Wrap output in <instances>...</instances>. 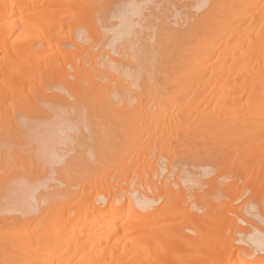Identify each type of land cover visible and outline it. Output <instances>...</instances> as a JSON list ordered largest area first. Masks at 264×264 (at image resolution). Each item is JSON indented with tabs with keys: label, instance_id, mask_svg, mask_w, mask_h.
<instances>
[{
	"label": "bare ground",
	"instance_id": "obj_1",
	"mask_svg": "<svg viewBox=\"0 0 264 264\" xmlns=\"http://www.w3.org/2000/svg\"><path fill=\"white\" fill-rule=\"evenodd\" d=\"M0 264H264V0H0Z\"/></svg>",
	"mask_w": 264,
	"mask_h": 264
},
{
	"label": "rangeland",
	"instance_id": "obj_2",
	"mask_svg": "<svg viewBox=\"0 0 264 264\" xmlns=\"http://www.w3.org/2000/svg\"><path fill=\"white\" fill-rule=\"evenodd\" d=\"M87 110L89 111V109H87ZM87 110H86V112H87ZM89 112H90V111H89ZM89 112H88V113H89ZM88 113H87V115H88ZM95 113H97V114L99 115L98 112H95ZM95 113H94V114H95ZM76 115H77V114H76ZM76 115H74V116L76 117ZM89 115H90V113H89ZM77 119H79V118H77ZM166 142H168V141H166ZM86 143H87V141H86ZM89 144H90V143H89ZM85 148H86V147H85ZM213 167H214V166H213ZM213 167H212V168H213ZM215 167H217V166H215ZM224 167H226V166H224ZM178 168H179V167H178ZM217 168H219V169H217ZM217 168H216V171H215V169H213L214 172L211 171V175H209V176H205L207 180H209V179H210V180L213 179L212 177H214L215 174H218L217 172H219V170L222 168V166H219V167H217ZM224 169H225V168H224ZM222 170H223V168H222ZM226 170H227V171H226ZM228 171H229L228 169H225V170H224V172H225L224 176H226L225 178H227V176H229V175L231 176L230 172L228 173ZM174 172H175V173L178 172L177 167H176V171H174ZM220 172H221V170H220ZM220 172H219V173H220ZM224 172H222V175H223ZM212 173H213V174H212ZM214 173H215V174H214ZM163 174H164V173H163ZM227 174H229V175H227ZM164 175H165V174H164ZM164 175H163V176H164ZM218 175H219V174H218ZM163 176L161 175V176H159V178H161V177H163ZM174 176H175V174H174ZM216 176H217V175H216ZM242 176H243V175H242ZM242 176H241V179H242V180L240 179L239 176H238V177H239L240 180L238 179V177L236 178L237 180H239V184H240L241 186H242V183H244V182H242V181H244V178H242ZM231 177H232V176H231ZM146 178H147V177H146ZM155 178H156V177H154L153 179L155 180ZM170 178L173 179V177H170ZM199 178H201L202 180H206V179H203L202 176H200ZM229 178H230V177H228V180L231 179V178H230V179H229ZM216 180H218V179H216ZM218 181H219V180H218ZM218 181H216V182H218ZM240 181H241V183H240ZM237 182H238V181H237ZM158 184H160V183L158 182ZM158 184H157V185H158ZM219 184H220V183H219ZM239 184H238V186H239ZM217 185H218V184H217ZM221 185L225 186V183H224V184H221ZM221 185H218V186H221ZM221 187H222V186H221ZM239 187H240V186H239ZM205 188H207V187H205ZM244 198H245V196L242 197V200L239 201V202L241 203L242 201H244ZM225 200H226V198H225ZM226 202H227V200H226ZM239 202H238L236 205H234V206H235L234 208H236V206L238 207V206L240 205ZM227 204H228V203H227ZM232 228H233V227H231V226L228 227L227 234H226V235H227V239H226V240H227V242H232V243H234V244L237 245L236 240L239 239L240 235H238V234L233 235L232 232H233L234 229H232ZM231 234H232L233 236H231Z\"/></svg>",
	"mask_w": 264,
	"mask_h": 264
}]
</instances>
